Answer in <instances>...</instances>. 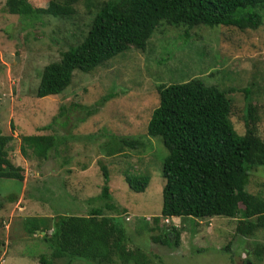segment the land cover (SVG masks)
I'll use <instances>...</instances> for the list:
<instances>
[{"label":"rangeland","instance_id":"1","mask_svg":"<svg viewBox=\"0 0 264 264\" xmlns=\"http://www.w3.org/2000/svg\"><path fill=\"white\" fill-rule=\"evenodd\" d=\"M27 1L45 13L38 18L9 14L0 0V132L12 136L7 158L23 168L21 181L0 178V264H39V256L49 252L43 231L29 233L26 226L33 225V217L49 224L57 214L72 213L71 205L86 213V200L103 184L100 164L107 169L111 208H103L98 198L93 203L123 227L125 246L138 249L146 264H264V229L242 236L236 233V218L160 216L155 229L143 230L160 213L161 163L167 153L158 136L145 133L159 84L197 78L215 86L230 101L229 120L238 134L245 131L243 109L249 102L255 119L247 126L264 140V7L254 30L160 21L143 49L130 46L89 72H73L59 93L37 97L41 68L83 39L103 0H77L74 13L61 16L49 12L56 0ZM243 88L249 90L246 99ZM97 101L99 111L77 121L82 109L70 105ZM60 105L63 114H58ZM47 123L51 129L44 128ZM38 133L57 136L56 148L46 160L29 153L23 157L20 136ZM121 138L136 146L109 153ZM126 174L147 176L145 188L131 190ZM245 188L264 198V164L250 169ZM172 226L179 231L176 246L150 240V234Z\"/></svg>","mask_w":264,"mask_h":264},{"label":"trees","instance_id":"2","mask_svg":"<svg viewBox=\"0 0 264 264\" xmlns=\"http://www.w3.org/2000/svg\"><path fill=\"white\" fill-rule=\"evenodd\" d=\"M76 1L56 0L49 12L53 16L73 14ZM5 7L9 14L29 18L45 13V9L32 6L27 0H5ZM263 7L264 0H103L97 5L83 39L41 68L35 95L59 93L69 85L73 72H89L130 46L143 49L160 21L187 27L220 25L254 30L262 23L258 11ZM156 92L158 103L151 110L145 133L158 136L167 153L161 163L160 213L152 217L154 225L143 230L155 229L160 216L236 218L235 230L242 236L253 234L257 228L264 229V198L245 188L250 169L264 164V140L247 126L248 120L255 119L254 107L249 102L244 104L246 127L238 134L229 120L230 101L215 86L190 78L159 84ZM248 92L243 88L244 99ZM60 107L58 114H63L65 109ZM71 107L82 109L77 120L81 123L96 114L100 104L73 103ZM44 128L52 126L47 123ZM11 138L10 134L0 132V178L21 181L23 168L7 158L6 146ZM58 140L52 134H24L20 136L19 152L23 157L29 153L46 160ZM123 146L134 148L136 144L121 138L111 145L109 153L118 152ZM99 169L103 184L96 196L86 200V213H79L71 205L72 213L57 214L49 224L33 217V225L26 226L29 233L43 231L41 239L49 252L39 256V264H56V260H64L65 264L74 260L84 264H146L138 249L125 246L123 227L93 203L98 198L103 201V208H111L107 169L103 164ZM124 180L131 190L138 192L145 188L148 178L126 174ZM149 238L154 243L176 246L179 231L172 226L150 234Z\"/></svg>","mask_w":264,"mask_h":264},{"label":"crops","instance_id":"3","mask_svg":"<svg viewBox=\"0 0 264 264\" xmlns=\"http://www.w3.org/2000/svg\"><path fill=\"white\" fill-rule=\"evenodd\" d=\"M22 188H23V184H22Z\"/></svg>","mask_w":264,"mask_h":264}]
</instances>
